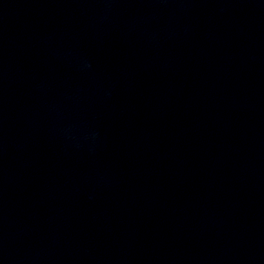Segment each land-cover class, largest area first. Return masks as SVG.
I'll return each mask as SVG.
<instances>
[{
	"label": "water",
	"instance_id": "95a60500",
	"mask_svg": "<svg viewBox=\"0 0 264 264\" xmlns=\"http://www.w3.org/2000/svg\"><path fill=\"white\" fill-rule=\"evenodd\" d=\"M0 264H264V0H0Z\"/></svg>",
	"mask_w": 264,
	"mask_h": 264
}]
</instances>
